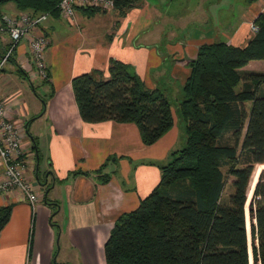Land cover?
Instances as JSON below:
<instances>
[{"label": "crops", "instance_id": "crops-1", "mask_svg": "<svg viewBox=\"0 0 264 264\" xmlns=\"http://www.w3.org/2000/svg\"><path fill=\"white\" fill-rule=\"evenodd\" d=\"M220 1L202 0L201 5ZM263 7L259 0L251 3L238 25L225 16L211 17L201 7L200 15L187 25L197 21L203 30L174 39L172 29L168 32L163 27L168 11L142 0L140 7L119 18L116 27L115 11L101 22H91L99 13H107L88 15L77 9L72 21L47 14L21 38L0 74V96L7 115L20 129L27 160L24 175L37 200L31 204L16 188L0 191V205H12L10 218L0 231V264H105L103 246L115 218L137 207L159 180L158 167L146 161L162 162L183 143L174 112L173 126L150 145L142 143L134 123L84 122L74 99L73 76L100 69L107 77L108 60L115 58L132 65L146 86L179 92L197 47L214 41L244 46L254 34L250 22ZM0 11L10 16L22 12L12 2L3 4ZM220 21L223 25L218 27ZM38 34L48 39L46 83L38 76L29 49L30 38ZM9 41L7 34L0 33V52ZM242 70L264 71V60H251ZM52 88L54 93L40 113L41 97ZM30 119L28 135L25 126ZM35 123L43 125V135L37 129L33 133ZM111 155L122 157L106 164L107 182H100L93 173L69 176L75 169L94 171ZM46 189L47 198L58 204L53 215L44 201Z\"/></svg>", "mask_w": 264, "mask_h": 264}, {"label": "trees", "instance_id": "trees-1", "mask_svg": "<svg viewBox=\"0 0 264 264\" xmlns=\"http://www.w3.org/2000/svg\"><path fill=\"white\" fill-rule=\"evenodd\" d=\"M60 1L0 0V9L12 2L19 11L56 17ZM112 1L115 27L129 9L142 5V0ZM77 9L88 15L106 12ZM250 23L257 29L244 46L214 41L197 47L177 92L184 143L162 162L146 161L158 167L159 180L137 207L115 218L103 246L105 264H250V251L253 264H264V168L248 207L250 250L246 231L248 186L255 165H264V71L242 70L249 61L264 59V7ZM17 71L24 74L20 66ZM107 71V77L100 69L72 77L81 119L134 123L144 145L157 141L174 123L173 92L146 86L132 65L115 58H109ZM47 78L48 71L44 83ZM53 93L52 88L41 97L40 113ZM226 137L232 143L224 142ZM121 157L108 156L98 169H75L69 176L93 173L107 182L110 174L103 169ZM44 201L56 213L57 201L47 198V189ZM11 210V204L0 205V231Z\"/></svg>", "mask_w": 264, "mask_h": 264}, {"label": "built area", "instance_id": "built-area-1", "mask_svg": "<svg viewBox=\"0 0 264 264\" xmlns=\"http://www.w3.org/2000/svg\"><path fill=\"white\" fill-rule=\"evenodd\" d=\"M80 7H98L109 10L113 7L112 0H61L59 2L60 15L70 21L74 19V13ZM47 14L31 15L21 12L15 16L0 13V33L9 36L10 41L6 49L0 53V74L4 70L7 61L18 41L27 36ZM252 31L257 27L250 23ZM48 45V39L43 34L30 38L29 49L33 58L37 74L43 79L47 77V69L44 60V52ZM20 129L16 122L7 115L6 104L0 96V191L7 192L13 188L19 189L27 200L33 204L37 196L33 186L25 177L26 155L22 148Z\"/></svg>", "mask_w": 264, "mask_h": 264}, {"label": "rangeland", "instance_id": "rangeland-1", "mask_svg": "<svg viewBox=\"0 0 264 264\" xmlns=\"http://www.w3.org/2000/svg\"><path fill=\"white\" fill-rule=\"evenodd\" d=\"M150 3H157L158 6H160L162 9H165L168 11V15H167V22H165L164 26L166 31H170L172 29L173 32V38H184L185 36L188 35H193L194 32H201L204 28V26L200 23L194 22L193 24H188V22H190L189 20H192L193 18H196L197 16L200 15L201 13V7L205 8L207 15L211 16V17H216L218 15L221 16H225V19L227 21H231V24L233 23V20H236L237 25L240 23V21L242 20V15L245 14L246 9L248 8V6L257 1V0H221L220 3L217 5H209L210 3H206L201 5L202 0H146ZM208 2V0H206ZM264 3V0H259V5L262 6ZM199 6V7H198ZM216 9H218L217 11H214ZM75 13H78L77 9L75 10ZM74 13V16H75ZM107 14L105 13H99V17L96 16L93 19H90L91 22H101L103 21V16H112L114 14V10L113 9H109L106 11ZM116 15V13H115ZM99 18H101V20L99 21ZM195 21V20H192ZM63 24L68 25V23L66 21H62ZM223 24L219 23L218 27L222 26ZM217 26V25H216ZM215 26V27H216ZM167 32V33H168ZM170 34V33H169ZM259 60H264V59H259ZM181 95H177L176 91H173V94L170 96V102L172 104V109L174 112V116L176 117L177 120V127H179L180 129V140H183L184 143V139H185V135L183 134V128H182V119L180 118V116L178 115V113L176 112V106H177V102L179 101V99H181ZM249 106V102L246 104V107L248 108ZM38 126V127H37ZM38 132L40 133V135H43L44 132V127L41 123H35L31 126V130L34 132ZM43 138V137H41ZM224 142H230L232 143V139L231 138H223ZM182 144H180L178 147H181ZM263 164H256L255 165V171H254V175L252 177L251 183H250V188L248 186V190H247V200H246V231H247V239H248V243H249V250H250V243H251V231H250V217H249V203L251 201V197H252V191L253 188L255 186V183L257 181L258 178V174L260 172V170H262L264 168V166H260ZM223 170H225V168H223ZM228 187V186H227ZM230 188L228 187L227 190H229ZM54 220H56L55 215H54ZM58 248V247H57ZM252 255H251V251L249 252V263H252Z\"/></svg>", "mask_w": 264, "mask_h": 264}, {"label": "bare ground", "instance_id": "bare-ground-1", "mask_svg": "<svg viewBox=\"0 0 264 264\" xmlns=\"http://www.w3.org/2000/svg\"><path fill=\"white\" fill-rule=\"evenodd\" d=\"M264 166V165H263ZM259 175V174H258Z\"/></svg>", "mask_w": 264, "mask_h": 264}]
</instances>
